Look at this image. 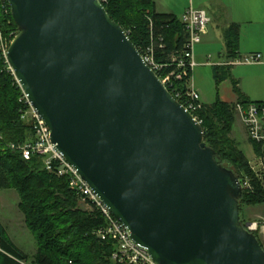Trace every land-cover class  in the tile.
Masks as SVG:
<instances>
[{"label":"water","instance_id":"water-1","mask_svg":"<svg viewBox=\"0 0 264 264\" xmlns=\"http://www.w3.org/2000/svg\"><path fill=\"white\" fill-rule=\"evenodd\" d=\"M7 63L51 140L156 264H264L242 185L101 0H7Z\"/></svg>","mask_w":264,"mask_h":264},{"label":"trees","instance_id":"trees-1","mask_svg":"<svg viewBox=\"0 0 264 264\" xmlns=\"http://www.w3.org/2000/svg\"><path fill=\"white\" fill-rule=\"evenodd\" d=\"M101 2L110 17L129 35L141 55L149 47H154V61L159 67L156 73L161 80L183 72L178 68V61L184 59L188 33L179 17L158 13L154 0ZM1 25L8 40H11V33L18 34L10 10L2 14ZM224 38L228 59H238L240 25L229 26ZM184 60L186 75L179 80L172 77L167 84L181 104H184L183 98L193 75L189 61ZM231 68L230 65L214 67L216 81L220 83L228 79ZM233 84L239 97L237 103H260L246 100L238 83L233 81ZM22 95L0 51V190L17 191L21 200L20 210L37 244L35 255L29 257L13 244L6 230L0 227V264H113V244L102 241L96 235L105 226L102 215L96 210L82 209L80 197L69 187V179L47 171L41 156L35 155L26 160L19 149H12V145L19 147L33 141L32 125L22 119L25 109V103L20 102ZM236 104L218 100L210 106L203 104V108L194 115L202 121L205 143L216 151L217 159L223 166L241 178L243 174L250 175V168L249 160L232 138ZM259 205H264L263 198L242 193L240 215L243 224L249 222L242 216L243 207ZM256 237L260 241L259 235Z\"/></svg>","mask_w":264,"mask_h":264},{"label":"built area","instance_id":"built-area-1","mask_svg":"<svg viewBox=\"0 0 264 264\" xmlns=\"http://www.w3.org/2000/svg\"><path fill=\"white\" fill-rule=\"evenodd\" d=\"M6 3L8 4L7 0H0V51L7 62L9 46L17 34L11 33V40H8L3 33L1 16L10 10ZM180 21L188 33V42L183 57L189 61L188 65L193 70L195 47L202 42L203 37L208 33L211 18L206 11L191 8L180 18ZM142 56L145 62L156 72L159 67L154 61V47H149ZM184 59L178 61V68L183 69V72L177 75L172 74L162 80L166 87L171 82L172 77L179 80L182 79L183 75H186L184 68L187 64ZM245 64L264 65V54L252 53L248 57H241L230 63L231 66ZM22 93L20 102L25 103L22 119L32 125L33 141L19 147L12 145V149H19L26 160H30L35 155L41 156L47 171L69 179L70 189L80 197L81 203L87 207V210H96L102 215L105 226L98 230L96 235L102 241L113 244L114 252L111 256L113 264H156L147 250L131 239L125 225L111 213L87 182L83 180L78 170L57 150L51 140V133L46 122L33 107L23 90ZM178 96L181 97L179 94ZM183 102L182 105L194 116L195 120L202 124V121L194 114L197 115L198 111L203 108V103L199 92L191 84ZM235 112L241 119L254 152V159L249 160L250 175L243 174L241 178L238 177L242 185V193L258 195L264 199V102L237 103ZM244 225L249 232L259 235V242L264 251V217L258 221H249Z\"/></svg>","mask_w":264,"mask_h":264},{"label":"rangeland","instance_id":"rangeland-1","mask_svg":"<svg viewBox=\"0 0 264 264\" xmlns=\"http://www.w3.org/2000/svg\"><path fill=\"white\" fill-rule=\"evenodd\" d=\"M207 1L210 3V13L216 12L217 21L215 26L210 24L208 27V30L213 29L212 36H210L211 41L204 42L205 44L200 43L195 47V65L193 67L191 85L199 92L201 102L208 106L213 105L218 100L236 104L239 97L235 92L233 81L238 83V88L248 101L264 100V67L262 65H234L231 68L230 77L220 83L214 77V67L223 62L224 40L222 34L226 17L245 20L239 23L242 58L248 57L251 54L249 52H262L264 54V0H257L258 8L255 10L256 8L254 7L250 10L251 12L255 11L249 19H241L242 15L244 16L242 13L244 7L238 4L239 0ZM244 1L246 2L247 0ZM157 2L159 6L165 5V3L183 5L187 0H166V2L158 0ZM244 6L248 7L245 4ZM243 18L246 17L244 16ZM217 25L221 26L220 29ZM221 73L223 75V71ZM232 138L236 141L246 158L250 161L253 160L252 144L237 114L233 125ZM20 201L16 190H0V226L6 230L9 238L18 247L33 256L37 251V244L33 234L27 228L25 216L19 207ZM81 208L86 209L87 207L81 203ZM242 216L247 221H258L264 217V205L243 207Z\"/></svg>","mask_w":264,"mask_h":264},{"label":"crops","instance_id":"crops-1","mask_svg":"<svg viewBox=\"0 0 264 264\" xmlns=\"http://www.w3.org/2000/svg\"><path fill=\"white\" fill-rule=\"evenodd\" d=\"M158 0H154L155 2V6H156V11L158 13H161V14H173V15H176L177 17H180V16H183L189 9L193 8V9H197V10H204L208 13V15L210 16L211 18V25L214 24V26L216 25V12H212L210 13V3L209 1L207 0H201V1H196V0H187V2L183 5H178V4H171V3H165V5H160L158 4L157 2ZM159 1H165L166 0H159ZM167 1H170V0H167ZM257 0H247L246 2L244 0H239V5H242L244 8L242 9V13L244 14V16L246 18H243L244 16L242 15V18L241 19H249V17L253 14V12L255 10H257L258 6H257ZM245 5H247L248 7L246 8ZM254 5V6H253ZM253 6V7H252ZM256 8L254 11H250L252 10L253 8ZM226 8V7H225ZM241 12V11H240ZM229 16V15H228ZM225 18V23L223 24V62L219 63L218 66H224V65H230L231 62H233L234 60H231V59H228L227 57V47H226V42H225V38H224V35H225V30L231 26L232 24H238L240 25L239 23L241 21H245V20H238V19H233V18ZM229 21V22H228ZM227 23V24H226ZM217 27L220 29L221 26H218ZM214 28V27H213ZM212 33H213V29L212 30H208V33L203 37V40L201 42V44H205L204 42H210L211 40V37L212 36ZM208 38V39H207ZM240 49V48H239ZM249 53H262V52H249ZM200 56V55H199ZM239 58L242 57V53L241 51L239 50V55H238ZM222 59V58H220ZM231 66V65H230ZM233 66V65H232ZM262 67H264V65H262ZM248 97V96H247ZM246 100H248L246 97H245ZM238 102V101H237ZM255 102H264V100H257ZM2 227V226H0ZM1 241V240H0ZM12 241V240H11ZM13 242V241H12ZM13 244L21 251L23 252L24 254L28 255L29 257H33V256H30L29 254H27L22 248L18 247L14 242Z\"/></svg>","mask_w":264,"mask_h":264}]
</instances>
